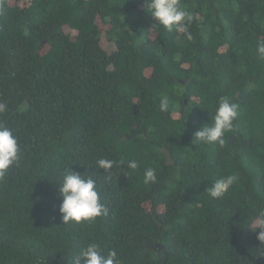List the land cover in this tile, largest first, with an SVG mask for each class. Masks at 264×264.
I'll return each mask as SVG.
<instances>
[{
	"label": "trees",
	"instance_id": "16d2710c",
	"mask_svg": "<svg viewBox=\"0 0 264 264\" xmlns=\"http://www.w3.org/2000/svg\"><path fill=\"white\" fill-rule=\"evenodd\" d=\"M145 4L0 0V122L20 146L0 180V264H73L93 242L121 264H264L251 230L264 209V0H180L191 40ZM222 97L240 113L225 145H195ZM66 166L96 181L106 217L62 223ZM149 167L156 183L143 182Z\"/></svg>",
	"mask_w": 264,
	"mask_h": 264
},
{
	"label": "clouds",
	"instance_id": "9594fccd",
	"mask_svg": "<svg viewBox=\"0 0 264 264\" xmlns=\"http://www.w3.org/2000/svg\"><path fill=\"white\" fill-rule=\"evenodd\" d=\"M145 12L154 19L156 24L171 32L174 29L186 35L188 40L192 39L188 31V23L192 17L180 4V0H146ZM258 57L264 59V40L258 41L256 45ZM7 104L0 103V113L7 111ZM170 108V100L167 96L160 99L159 110L167 112ZM239 105L230 101L228 97H222L217 102V107L211 121L202 125L194 133L193 143L203 145H225V135L230 133L234 127V121L239 116ZM20 160V146L14 130L0 122V180H4L11 167L18 165ZM97 169L109 170L116 163L113 160L101 158L96 162ZM121 165L125 161L119 162ZM127 168L135 170L138 164L135 160L127 162ZM110 176L105 177L109 179ZM238 177L235 174L226 175L212 182L207 188L208 195L214 199L225 196L228 190L236 183ZM58 183V195L61 198L58 211L61 214L62 223L65 225H78L81 222L94 223L100 217L109 214L108 207L101 203L97 191L96 181L91 175L85 176L71 171L66 166L60 176ZM157 176L154 168H147L144 172L145 184L156 183ZM255 222L256 239L264 245V209L252 217ZM258 230V232H257ZM73 264H121L115 249L105 252L98 243H90L81 248L73 257Z\"/></svg>",
	"mask_w": 264,
	"mask_h": 264
}]
</instances>
